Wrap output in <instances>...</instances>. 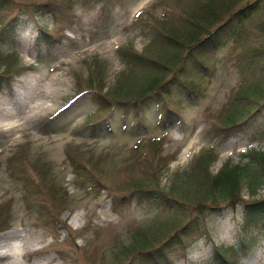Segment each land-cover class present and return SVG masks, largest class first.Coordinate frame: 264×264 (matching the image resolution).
Returning <instances> with one entry per match:
<instances>
[{"label":"rangeland","instance_id":"rangeland-1","mask_svg":"<svg viewBox=\"0 0 264 264\" xmlns=\"http://www.w3.org/2000/svg\"><path fill=\"white\" fill-rule=\"evenodd\" d=\"M7 1L0 10V31L5 33L2 28L12 22L14 16L26 27L23 33L19 30L21 36L18 35L14 49L0 45V51L9 56L3 60L16 59L9 73L4 66L0 67V74H7L13 86L0 90V264H128L130 260L137 264L136 255L131 259L120 254L132 241L133 230L140 224L146 226L145 230L152 226V217L171 224L174 210L179 211L181 224L194 217L199 219L201 231L193 235L195 240L187 241L184 251L174 254V264H208L210 256H215V245L225 248L238 237L244 241L240 233V221L246 215L244 202L264 198V181L263 186L259 184L254 190L243 182L239 193V200L243 202L236 205L235 212L225 206L227 201H221L218 210L222 214L214 215L210 201H203L207 207L198 213L194 206L201 199L200 192L178 190L173 178L176 173L184 174L193 167L198 155L210 149L218 153L210 167L211 173H216L227 159L240 161L241 152L247 148L264 147V137L260 138L264 131L249 134L255 126L264 127V107L257 113L259 101L244 99L240 94L257 82L264 85V61L257 63L259 69L256 63L241 66L239 60L247 50L264 45V33L259 27V22L264 20V0L220 2L223 11L232 3L230 9L237 13L256 5L254 13L240 26L222 32V46L206 61L210 75L201 72L192 79L195 94L187 95L175 89L173 96L164 98V102L159 100L176 112L177 120L172 126L164 130L157 128V107L149 104L139 113L140 124L145 128L131 130L130 119L136 109L124 108L122 115L123 107L112 103L111 106H116L114 110L108 108L99 113L103 118L109 117L111 130L99 135H89L83 127L87 124L84 115L95 107L92 94L84 95L75 108L66 112L62 124L68 125L63 130L49 127L52 120L48 116L77 93V79L84 84L87 76H92L94 83L96 78L98 81L103 77L96 88L104 83L99 92L110 90L125 68L118 48L133 42L134 49L142 53L151 46L153 27L161 18L170 20L169 26L179 33L182 7L192 2L110 0V18L102 22L96 17L102 13L103 1ZM23 10L26 14H22ZM41 27L58 36L60 44L35 47L34 39H28L24 33H30L29 30L36 33ZM34 32L30 33L31 37ZM149 50L154 58H160V50ZM91 58H95L96 63ZM251 67L257 68L254 69L259 71L257 75L248 74L247 69ZM172 74L173 71L166 72L165 80ZM150 76L148 71L136 80L144 83ZM137 93L139 90L118 92L116 97L133 103L128 97L133 98ZM152 95V99L156 97ZM238 98L241 99L236 101ZM241 105L250 106L247 113H255L248 126L239 131L237 127L221 129L229 112L234 109L239 112ZM243 115L238 118L244 119ZM164 132L161 150L152 149L153 153L151 150L147 153L148 138ZM140 137L145 138L142 143L136 139ZM247 160L243 157L242 161ZM157 164L162 166L158 188L164 191L159 196L165 207L170 203L173 206L164 208L159 199L140 200L139 194L134 193L129 204H118L133 191L130 184L136 179L142 181L140 184H155L149 167L157 168ZM81 165L87 167L88 176L81 174L75 180L73 171L77 169L75 166ZM89 175L94 176L99 187L91 188ZM261 224L259 217L256 225L249 227L246 237L250 234L249 239L254 237L256 243L249 247L247 257L236 263L264 264Z\"/></svg>","mask_w":264,"mask_h":264},{"label":"trees","instance_id":"trees-1","mask_svg":"<svg viewBox=\"0 0 264 264\" xmlns=\"http://www.w3.org/2000/svg\"><path fill=\"white\" fill-rule=\"evenodd\" d=\"M188 2H192V4L187 5L185 8L182 7L184 13L180 19V34L173 30L172 26H169V24H172L170 20L158 19L157 26L153 27L152 30L154 34H152L150 39L151 46H149V48L139 53L134 49L132 42H129L127 46H124L120 50L119 57L125 68L121 74H118L117 81L111 84L112 88L110 90L108 89L100 93L99 89L102 90L104 83L99 85V89H97L96 86L99 82H103V77H99L98 81L96 78V82L94 83L93 77L87 76L84 81L86 85L81 84V81L77 79V87L79 88V90H77L79 92L78 94H92V96H90L91 100L97 103L101 110L110 108L112 103L116 106L134 107V109L138 107L136 110H142L144 105L143 99L152 98L154 96L152 93L155 94L156 97L153 98L151 102H157L161 99H163L164 102V98L171 97L172 94H174L173 90L180 87L186 89L188 95L195 94L196 88L193 80H195L201 72L208 71L207 73H209L210 67L207 66L206 60L222 45V32L228 28H234L240 20H245L247 16L253 14L256 4L251 10L246 8L244 11H241V13H237L230 9L232 3H228V8L226 7L223 11L222 4L220 3L222 0H188L186 3ZM7 3V0H0V8L6 6ZM253 3L254 2H252V4ZM187 7L191 8L187 10ZM258 9H260V7ZM259 27L261 32L264 33V21L260 23ZM2 35L3 34H0V41ZM41 39L43 43H52L51 39L46 35ZM151 48L160 50V58L156 59L153 55L149 54L152 53L151 50H149ZM263 56L264 45L259 48L247 50L243 53L240 60L247 57H251V59L257 57V59H260ZM7 57L9 56L6 54L4 55L0 51V67L4 66L5 72L9 73L15 67V58L3 60ZM94 59L95 58H91V60L96 63ZM89 64L91 65L90 62ZM151 64L153 65L151 66ZM148 71L151 76L148 77L144 83L137 82L136 78L144 76V73ZM172 71V77L165 80L166 72L169 73ZM136 90H139V93L133 98L128 97L133 99L134 104L128 103V100H121L116 97L118 92L133 93ZM255 91H257L256 94H254ZM240 94L244 96V99L254 98L258 100L259 110L261 101L264 100V85L257 82L253 84L252 88H246ZM240 99L241 98H238L236 101ZM163 102L161 106L164 110L166 105ZM263 107L264 105H262L261 108ZM247 109L248 106L241 105L239 112L235 109L231 110L226 119L222 121L221 129L231 130L235 127L240 128L242 125H245L243 123L244 120L248 118ZM172 114L171 110L166 109L162 114V123L172 122ZM240 114H244L243 116L245 118H238ZM251 116L246 123H248ZM132 120H134L135 127H142L140 124L141 119L137 113L133 115ZM57 123H63V121L59 118L57 119ZM55 126L59 127L57 129L58 131L64 129L60 124H55ZM257 131H264V127L261 125L255 126V129L249 133L250 136H253ZM263 137L264 134L260 138L263 139ZM161 143L162 142L154 139L149 140L148 152L151 150L153 153L152 149L156 151L158 149V151H160ZM243 157L248 159L247 162H232L231 160H227L216 173H211L210 166L216 160L217 155L211 150L204 152L196 160L195 165L189 170H185L184 174L176 173L173 178V183L178 190L186 188L189 189L190 193L194 192L192 189L200 192L201 199L196 206H194V209L197 210L198 213L202 212V208L207 207L203 201H210L213 206L212 208H210V206L208 207L216 211H218L220 207L219 202L221 201H227L226 206L228 207L234 206L239 201L240 187L243 185V182H245L249 189L254 190L259 184H262L264 179V147H262V149L251 148L247 150V152L241 154V158ZM156 166L157 168L151 165L149 167L150 172L156 180L154 182L155 184L149 185L148 182L147 184H140L142 181L136 179L130 186L133 190H143L145 193L149 194L152 199H159L164 208H170L169 206L173 205L170 203L165 207L163 198L159 196L160 193L162 195L164 193L163 190L158 188V183L160 182L159 173H162V166L159 164ZM77 168L78 175L82 174L83 176H88V169L85 165L78 166ZM89 177L95 179L93 175H89ZM178 194H180L179 191ZM246 209V212H248L246 214L247 222L243 223L244 226L241 231L244 239L247 241L250 236V234H248L246 237V234L250 231L249 227H251L250 219L254 217L256 211L264 210V199L255 203H250L247 205ZM172 213L174 214V221L171 224H168L170 222H160L158 219H154L152 220L154 224L146 228V230L144 229L146 226L143 225L133 230L132 241L125 247V250L120 252V254H124L122 257H131L132 259L136 255L134 258H137V264H171L170 259H172V255H174L177 249H186V239L189 238L190 234L199 230L198 225L200 224V220L196 217L181 224L180 221H182V217L179 216V211L174 210ZM153 227H155V229H151ZM149 230L156 231V233H148ZM249 243L253 245L254 240ZM247 247L248 245H244L245 249H247ZM229 250L232 253L231 255H233V259L238 260L239 255L237 250L232 249V247H230ZM130 252L135 255H131ZM219 252L226 256L227 250L223 251L219 248ZM216 258L215 262L220 264L219 262L222 258ZM235 260L227 264H235ZM132 261L130 260L128 264H132Z\"/></svg>","mask_w":264,"mask_h":264},{"label":"bare ground","instance_id":"bare-ground-1","mask_svg":"<svg viewBox=\"0 0 264 264\" xmlns=\"http://www.w3.org/2000/svg\"><path fill=\"white\" fill-rule=\"evenodd\" d=\"M0 124H2V123H0Z\"/></svg>","mask_w":264,"mask_h":264}]
</instances>
